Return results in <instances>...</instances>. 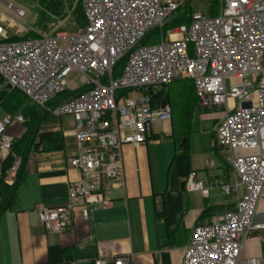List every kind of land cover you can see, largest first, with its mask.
<instances>
[{
	"label": "built area",
	"instance_id": "built-area-1",
	"mask_svg": "<svg viewBox=\"0 0 264 264\" xmlns=\"http://www.w3.org/2000/svg\"><path fill=\"white\" fill-rule=\"evenodd\" d=\"M188 1L79 0L83 29L17 41H8L0 19V80L52 116L70 117L76 140L68 164L81 177L69 184L66 205L36 211L45 231L61 234L75 209L111 206L112 193L125 188L122 147L145 146L153 126L171 121L169 105L153 97L186 80L198 107L225 108L213 144L229 154L235 181L221 188L235 194V204L193 229L182 264H261L241 254L264 231V222H256L264 203V0H209L205 14L177 22ZM213 1L215 14L210 13ZM6 8L26 18L13 4ZM73 74L78 82L70 80ZM65 92L77 94L47 108ZM14 123H24L19 113L0 117L2 162L12 155L7 130ZM195 175L189 173L184 190L207 196L208 188L195 182ZM93 264H132V258Z\"/></svg>",
	"mask_w": 264,
	"mask_h": 264
},
{
	"label": "crops",
	"instance_id": "crops-1",
	"mask_svg": "<svg viewBox=\"0 0 264 264\" xmlns=\"http://www.w3.org/2000/svg\"><path fill=\"white\" fill-rule=\"evenodd\" d=\"M0 86L3 89V82ZM209 109L218 110L217 115L211 118L213 129L210 132V151L217 153L223 149H213V141L216 127L223 120L224 106L200 108L197 105L193 120L197 110L202 113ZM4 110L0 105V113H4ZM71 125L70 117L56 118L49 114L44 127L50 132L61 133L63 149L60 152H41L31 156L28 162L30 173L17 193L14 210L6 212L0 218V264H93L96 259L111 262L120 257L132 258V264H182L183 252L190 243L193 229L198 225L208 224L213 217L231 210L235 204V194L232 191L225 194L222 190L229 201L216 195V190L222 189L221 185L231 186L235 181V174L229 165V154L223 150L228 156V162H224L223 166L219 164L212 175L203 176L199 175L198 170H189L196 174L195 182L208 188L207 196L201 192L184 190L180 194L181 211L176 214L177 221L173 225L167 227L156 217L161 194L165 191L173 195L179 192V177L178 191L172 193L167 188V182L162 185L160 175L155 171V166L160 169L159 162H155V166L153 164L152 145L158 144L161 135L170 139L172 123L167 122L151 128L145 146L135 149L127 145L122 147L125 188L112 193L111 206L77 208L72 212L68 227L63 233H49L40 224L37 208L65 206L69 184L81 177L68 164V159L77 152ZM25 129L24 124L14 123L7 133L13 139H19ZM172 153L174 155V146ZM164 163L163 160V165ZM1 166L0 160V171ZM193 195L196 196L195 201L190 200ZM209 208L214 209L208 211ZM256 222H264V203L257 210ZM173 226H176L174 237L166 242L167 231ZM255 235L245 245L242 259L262 260L264 231Z\"/></svg>",
	"mask_w": 264,
	"mask_h": 264
},
{
	"label": "trees",
	"instance_id": "trees-1",
	"mask_svg": "<svg viewBox=\"0 0 264 264\" xmlns=\"http://www.w3.org/2000/svg\"><path fill=\"white\" fill-rule=\"evenodd\" d=\"M10 1L16 6L36 1L38 7H40L42 11L46 12L53 19L52 21L56 22L66 18L67 16H71V20L75 24L76 30L84 28L85 19L79 0H77V3H75V0H68V3L66 4H64L62 0ZM70 9L72 10V13L71 15H68L67 10ZM213 9L215 10L214 1L211 5V14H215ZM176 21L179 22L182 21V19H176ZM24 39L34 38H28L27 36L22 39L10 37L8 41ZM118 71L119 69L117 68L116 75L118 74ZM173 83H181L185 87H182L180 90H176L174 93L168 88L163 95L160 94L162 90L160 89L153 97L157 104L169 105L171 108L172 133L170 139L173 141L174 146L172 163L177 166L178 177L180 179L179 192L175 195L167 191L163 192L160 196V208L156 210V217L163 221L167 227L173 225L177 221L176 214L181 211L180 194L184 191L185 180L190 173V137L192 134L194 111L197 108V101L193 93L191 83L186 80H180ZM0 84H2L1 80ZM3 85L5 84L3 83ZM9 91L11 92L9 93ZM13 93L19 92L9 89L8 86H3V89L0 91V105L3 106L9 113L12 112V115L20 113L24 119V123H27V127L21 138L13 139L12 155L7 160L2 162L0 171V218L6 212L14 210L17 193L20 187L26 182L30 173L28 162L31 156L41 152H60L63 149L61 133L59 131L50 132L46 129V127H44V124L49 117V113L33 104H30L27 100V103L25 102L24 104H21L22 102H18L17 99L15 100L13 98ZM76 94L77 92H65L55 97L54 100L49 103H56V105H54L51 109L56 108L58 105L74 97ZM19 95H21L22 98L23 95L21 93H19ZM63 95H68V97L61 98L60 96ZM213 149H216L214 144ZM15 162L19 163L18 169L11 181L7 182V174ZM212 209L214 208H209L208 211ZM202 217H204V215H202ZM175 231L176 226L171 230L168 229L166 242L173 239Z\"/></svg>",
	"mask_w": 264,
	"mask_h": 264
},
{
	"label": "rangeland",
	"instance_id": "rangeland-1",
	"mask_svg": "<svg viewBox=\"0 0 264 264\" xmlns=\"http://www.w3.org/2000/svg\"><path fill=\"white\" fill-rule=\"evenodd\" d=\"M62 1L64 4L68 3V0ZM7 2L13 4L10 0H0V19L2 18L1 24L6 28L10 37H15L18 39H22L25 36H27L28 38H40L53 36L60 33L71 34L79 31L76 30L75 24L71 20V16H67L62 20L54 22L46 12L42 11L41 8L38 7L36 1L32 3L27 2L22 5L20 4L19 6L13 4L17 8H20L26 12L25 19L18 18L12 10H8L6 8ZM75 3H77V0H75ZM208 3L209 0H190L188 1L187 5L182 8L179 13L176 14L177 16L174 15V17L176 16V19H182L184 16L187 17L188 15L194 14L196 12L205 14ZM67 13L68 15H71L72 10H67ZM155 40V36L151 38V41L148 37L144 43L149 44ZM73 79L78 82V77L76 76V74L71 75L70 80ZM182 87L185 86L181 83H173L162 89L160 94L163 95L168 88L171 89V92L174 93L176 90H180ZM1 89L2 88L0 86V90ZM10 92L11 91H9V93ZM133 95L134 93L130 94V96ZM12 96L15 100L17 99L18 102H22L21 104H24L25 102L27 103L26 99H24L25 97L23 98L22 96L21 98V95H19V93H13ZM60 97L67 98L68 95H63ZM54 105H56V103H51L47 106V108H52ZM217 111V109H209L204 110L201 113L200 110H197L195 112V117L193 120V135L191 136V147L189 153V170H198L199 175L203 174V176H206V174L208 176L212 175L218 169L217 166H219V164L223 166L224 162H228V156L223 152V150H220L217 153L210 151V132L213 129V121L211 118L214 115H217ZM12 114V112L9 113L7 110H4V113H0V117L9 116ZM23 124L26 128L27 123ZM152 146L154 148L153 164L155 166V162H159L160 169L155 166V171L157 175H160L162 185L167 182L168 190L172 193H176L178 191L177 166L174 163L171 164V160L173 157V141L161 135V139L158 144L155 143ZM163 160L165 162L164 165ZM214 166H216V168ZM230 179H232L231 173ZM216 192V195L219 196L222 200L229 201V198L223 195L222 189H217ZM211 195H213V193ZM182 196L185 203V194H183ZM195 198L196 196L194 195L190 196L191 201H195ZM261 264H264V254L261 260Z\"/></svg>",
	"mask_w": 264,
	"mask_h": 264
}]
</instances>
